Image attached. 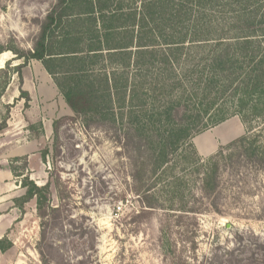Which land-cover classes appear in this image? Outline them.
<instances>
[{
  "label": "trees",
  "instance_id": "obj_1",
  "mask_svg": "<svg viewBox=\"0 0 264 264\" xmlns=\"http://www.w3.org/2000/svg\"><path fill=\"white\" fill-rule=\"evenodd\" d=\"M225 6L232 16L217 18ZM35 23L29 48L0 43V54L22 59L12 69L18 77L21 65L39 61L84 127L119 125L132 152L139 216L161 211L163 264H264V236L252 231L235 233L229 246L200 261L196 256L197 216L217 210L202 199L215 193L222 166L245 157L264 167V0H52ZM9 79L0 68V89ZM19 94L29 99L26 90ZM234 116L246 133L201 158L192 138ZM255 121L260 127L253 131ZM6 123L5 116L0 131ZM45 156L43 150V162ZM14 172L24 190L15 207L23 212L35 198L40 264H56L46 230L65 217L51 205L50 181L38 185ZM189 174L198 179V198ZM11 247L2 236L0 252Z\"/></svg>",
  "mask_w": 264,
  "mask_h": 264
},
{
  "label": "rangeland",
  "instance_id": "obj_2",
  "mask_svg": "<svg viewBox=\"0 0 264 264\" xmlns=\"http://www.w3.org/2000/svg\"><path fill=\"white\" fill-rule=\"evenodd\" d=\"M51 2L0 0V43L29 48L37 31L35 19L44 16ZM215 14L217 18L232 16L228 6ZM14 56L10 51L0 54V68L10 74L9 84L0 89V121L7 119V127L0 131V215L10 220L2 236L12 242L9 250L0 252V264H40L36 245L41 227L35 198L24 205L23 212L15 207L13 198L24 190L22 176L15 175L14 169L38 185L50 181L51 205H60V216L65 217L46 230L56 264H81V260L84 264H163L157 229L161 211L139 216L143 205L133 193L132 152L123 146L122 129L119 125L84 127L59 93L37 86L41 68L34 61L21 65L20 77L12 73L22 63ZM19 88L28 92V100L20 96ZM251 127L258 130L260 121ZM245 133L246 126L237 116L215 130L221 140ZM206 138L197 143L207 145ZM176 171L188 173L189 169ZM187 178L198 198L196 175ZM209 200L217 210L197 216L198 261L214 248L229 246L235 233L252 231L264 236V167L255 159L226 162L215 193L202 199L203 203Z\"/></svg>",
  "mask_w": 264,
  "mask_h": 264
},
{
  "label": "crops",
  "instance_id": "obj_3",
  "mask_svg": "<svg viewBox=\"0 0 264 264\" xmlns=\"http://www.w3.org/2000/svg\"><path fill=\"white\" fill-rule=\"evenodd\" d=\"M30 61H34L41 68V73L39 72L40 74H38V76L36 77L37 86L39 88H41V90H42V88L46 87V89L52 90L53 92L56 91L57 93H59L57 88H56V86H55V84L53 83V80H52L51 76L45 71V69L42 67L41 63L39 61H37V60H30ZM227 120H229V119H227ZM221 124L216 125L213 128H211L209 130H206V131H204V132H202V133H200V134H198V135H196V136H194L192 138V142H193V144H194V146L196 148V151H197V153L199 154L200 157L201 156H205V157L209 156L210 154H212V153H214L216 151V149L218 148V144L219 143L225 144L228 141H230L231 139H233V138L228 139V140H226V139H224V140L218 139L217 135L215 134V130ZM204 137H207L206 138L208 140V141H206L207 145L204 143V141H200L201 145H199L197 143V140L203 139ZM0 216L3 217V218H0V238H1L3 231L10 224V220L7 219V218H4L5 215H3V214H1Z\"/></svg>",
  "mask_w": 264,
  "mask_h": 264
}]
</instances>
